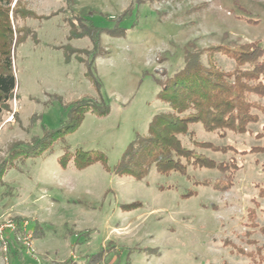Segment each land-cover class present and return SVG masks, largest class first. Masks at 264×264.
Segmentation results:
<instances>
[{
    "label": "rangeland",
    "instance_id": "374dc122",
    "mask_svg": "<svg viewBox=\"0 0 264 264\" xmlns=\"http://www.w3.org/2000/svg\"><path fill=\"white\" fill-rule=\"evenodd\" d=\"M21 1L37 15L63 11L48 19L11 22L12 28L26 30L10 51L16 97L0 107V162L15 142L68 125L67 105L73 101L92 98L109 105L110 112L104 117L86 113L74 132L40 158L13 161L0 183V223L21 217L28 233L38 225L42 235L31 243L39 264H84L100 250L98 264H264L235 249L249 253L264 244V199L257 196L258 187H264V153L213 152L180 136L197 154L236 161L233 184L224 192L211 186L223 179L216 170L188 167L185 179L151 168L141 181L114 170L135 135H145L151 118L169 110L155 80L182 69L187 44L206 49L258 41L264 46V0H74L71 7L63 0ZM76 18L85 26L106 28L120 19L125 32L102 35L103 53L86 55L93 46L88 37L77 38ZM213 59L222 71L234 67L224 55ZM85 61L92 62L99 88L85 75ZM200 61L207 64L206 53ZM251 99L264 105V99ZM256 113L259 122L248 125L246 134L227 132L219 138L200 124L190 130L196 141L247 151L264 144V112ZM64 148L100 151L109 170L100 163L84 170L69 163L62 170L58 161ZM188 192L193 195L183 197ZM133 202L134 209H123ZM249 210L256 215L253 225ZM12 240L11 235L8 264H37Z\"/></svg>",
    "mask_w": 264,
    "mask_h": 264
},
{
    "label": "trees",
    "instance_id": "16d2710c",
    "mask_svg": "<svg viewBox=\"0 0 264 264\" xmlns=\"http://www.w3.org/2000/svg\"><path fill=\"white\" fill-rule=\"evenodd\" d=\"M67 7H71L74 0H63ZM139 2L140 0H136ZM14 3L12 6L11 4ZM63 9H58L49 15H37L21 0H0V107L7 108V102L15 98L13 91L16 87L10 51L13 40L20 38L19 32L25 31L24 27L12 28L11 22L19 19H48L55 16ZM75 17L69 19L71 27ZM81 27L77 38L88 37L92 43L90 53H103L100 38L102 35L120 36L125 29L116 20L112 28L96 27L91 23L85 26L80 19H75ZM248 23L254 22L249 17L244 18ZM73 30L71 28L70 32ZM14 31L16 38H14ZM75 35V36H77ZM101 50V51H100ZM183 67L180 71L162 80L156 79L160 87L158 95L167 104L169 110L156 113L150 120L145 135L136 134L122 152L114 170L121 175L130 176L136 181L147 177L151 168L156 173L168 176L171 173L189 179L188 167L203 168L221 172L223 179L216 181L211 186L217 191H228L233 184V173L237 169L234 159L229 162H215L208 157L197 154L193 149L183 146L180 136L188 137L191 144L198 148L209 149L213 152L226 153L232 151L240 154L264 153V144L253 147L247 151H236L232 146H216L209 142L196 141L190 126L200 124L207 133H214L219 138H224L227 132L236 134L249 133L248 125L259 122V115L264 112V105L251 97L264 99V46L258 41L239 44L235 47L226 45H213L206 49H198L193 44H187L183 50ZM206 53L207 64L200 61L202 54ZM220 54L231 59L234 67L231 71H222L214 61V55ZM94 59L99 55H93ZM82 61V60H81ZM86 76L98 88L100 83L92 75V62L85 61ZM70 123L62 125L55 130H46L41 137H32L29 142H15L8 149L7 157L0 162V183L8 167L16 159L40 158L52 145L69 133L74 132L83 121L86 113L98 117L107 116L110 106L101 104L92 98H82L67 105ZM264 130V125L262 126ZM261 138V134L255 135ZM69 163L77 170H84L95 163H100L106 170L107 160L100 151L69 152L64 148L58 165L65 170ZM202 185H210L202 181ZM193 192H188L183 197H190ZM258 198L264 199V187H258ZM137 202L122 205L124 210H132ZM256 218L254 210H249L247 219L253 225ZM17 226L24 221L21 217H13ZM18 230V229H17ZM42 232L38 225L32 231L33 239H38ZM236 251L244 253L250 258H257L259 263L264 262V244L256 247L251 252L236 247ZM104 251L100 250L91 255L84 264H98L102 260ZM129 253L127 254L128 258ZM128 264V262H127Z\"/></svg>",
    "mask_w": 264,
    "mask_h": 264
},
{
    "label": "built area",
    "instance_id": "2783aa9c",
    "mask_svg": "<svg viewBox=\"0 0 264 264\" xmlns=\"http://www.w3.org/2000/svg\"><path fill=\"white\" fill-rule=\"evenodd\" d=\"M18 229V230H17ZM13 236L12 242L20 245V248L33 260L39 264V258L36 256L35 250L33 249L31 239L32 233H28L25 229V223L22 221L20 226L10 219L3 223H0V264H8V239ZM10 242V244L12 243Z\"/></svg>",
    "mask_w": 264,
    "mask_h": 264
}]
</instances>
